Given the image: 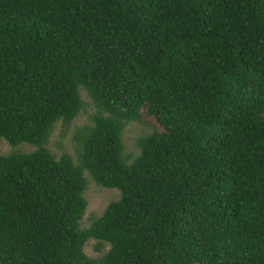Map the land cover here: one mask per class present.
I'll return each mask as SVG.
<instances>
[{"label":"trees","instance_id":"1","mask_svg":"<svg viewBox=\"0 0 264 264\" xmlns=\"http://www.w3.org/2000/svg\"><path fill=\"white\" fill-rule=\"evenodd\" d=\"M0 136L34 144L0 152V264H264V0H0ZM82 170L118 190L86 226Z\"/></svg>","mask_w":264,"mask_h":264},{"label":"rangeland","instance_id":"2","mask_svg":"<svg viewBox=\"0 0 264 264\" xmlns=\"http://www.w3.org/2000/svg\"><path fill=\"white\" fill-rule=\"evenodd\" d=\"M81 103L75 114L63 124L60 119L54 120L44 146L50 153L56 157L60 152L65 151L69 154L72 161H75L76 141L73 138V131L78 125L89 123L90 113L94 109V104L85 93L84 89L78 85L77 87ZM161 125L154 117L144 110V106H140L139 115L137 118L129 119L122 126L120 131L121 150L120 157L122 160L128 161L137 152L138 147L135 143V138L138 134L148 132L151 129L160 130ZM34 147L33 143L20 140L15 143L7 142L0 136V152H9L12 150H29ZM85 176V185L81 190V194L85 199V206L81 216L78 219V226H86L91 219L96 216L103 208L106 201L117 196L118 190L114 186H105L94 182L86 170H82ZM96 238L87 237L83 244V251L90 256L100 254L106 247L107 242L101 241V246L98 249L94 248ZM192 264H199L192 262Z\"/></svg>","mask_w":264,"mask_h":264}]
</instances>
